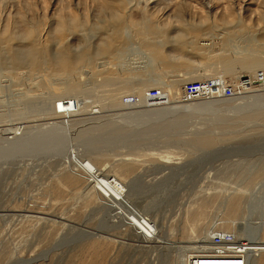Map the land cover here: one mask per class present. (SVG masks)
<instances>
[{
    "label": "rangeland",
    "instance_id": "obj_1",
    "mask_svg": "<svg viewBox=\"0 0 264 264\" xmlns=\"http://www.w3.org/2000/svg\"><path fill=\"white\" fill-rule=\"evenodd\" d=\"M114 30L126 37L122 52L104 44ZM250 38L261 46L257 55L247 49ZM61 39L70 53L104 52L66 71L48 58L18 67L7 59L9 49L27 53L35 45L47 53ZM143 40L163 45L159 57L150 58ZM245 56L264 62V0H0V264H184L195 255L189 243L199 251L210 232V240L228 233L253 241L259 216L264 241V117L243 119L237 111L252 96L262 95V105L264 87L253 84L230 100L180 97L191 82L219 78L231 86L264 69L247 71L238 64ZM155 87L170 102L192 106L163 118L133 115ZM126 94L139 103L123 106ZM92 109L98 114L86 116ZM72 112L71 131H60ZM19 125L26 126L20 137H35L7 150L8 131ZM72 148L125 184L133 205L162 219L163 235L182 244L135 248L128 229L116 228L117 218L67 163ZM255 261L264 264V252Z\"/></svg>",
    "mask_w": 264,
    "mask_h": 264
},
{
    "label": "bare ground",
    "instance_id": "obj_2",
    "mask_svg": "<svg viewBox=\"0 0 264 264\" xmlns=\"http://www.w3.org/2000/svg\"><path fill=\"white\" fill-rule=\"evenodd\" d=\"M114 21L116 22V20H114ZM113 24H115V23H113ZM65 28H66L65 23L60 24L61 31L65 30ZM152 30H153V32L155 34V37H157V39H159V34H160L159 31H157L155 29H152ZM115 31H117V30H114V32ZM121 33L120 32L111 33V36H112V34H114V35L111 38H109L108 40L104 41V44L107 47L108 46L110 47L111 45L115 46L116 48L119 47V49L121 50L123 47L126 46V42H122V41L126 40V37H125V35H122ZM144 34H145V32H144ZM146 34H148V32ZM127 37H129V36H127ZM231 39H229V40H231ZM63 40L65 41V39L58 40V42H56L55 45H54L53 51H51L50 48H49L47 53L44 52V51L37 50L35 48L36 47L35 45H33V48L30 49V51L27 52V53L19 52L18 49L13 50L14 48L13 49H9L6 52V54L8 56L7 59L9 60V63H11V65L13 67L14 66L18 67V66H23L24 64L32 66L33 64H37L38 62H41L44 58H48L50 60V63L55 64V66H58L63 71H66L68 66H71V65H74V64L78 65V64H81V63H85L86 61L88 63H91L90 62L91 60L97 58L100 53L104 52L103 50L100 51V49H98V48H97L98 50L95 51V52L94 51L90 52L91 50L89 51L87 48H82L81 50H79L77 52L70 53L69 52V48H67V45L65 44V42ZM146 41L147 40H143L142 42H143V45L147 49L149 48L151 50L150 53H151L152 57H150V58H153V55H156V57L157 56L159 57V54L156 52V50L159 49L160 46H163V45H161L158 42L157 43H149V44H147ZM232 41H234V40H231L229 42H232ZM225 42H226V40H225ZM247 42H250V46H252V47H249L247 49L253 50V51L255 49H261V46L257 45L255 43V40H253V38L252 39L251 38L248 39ZM245 44H247V43H245ZM102 48L105 49L104 47H102ZM234 51H236V50H234ZM121 52H122V50H121ZM253 53H255L257 55L258 51H254ZM258 55L260 56V53ZM261 55L263 56V54H261ZM147 56L145 55V58L149 57V56L148 57ZM245 59H246V56L241 58L240 60H238V61H240L238 64L242 63L243 67H245L247 69V71H250V70H252V71L254 70L255 71V69H256L255 67L261 66V63L264 64V62H262L263 60L257 59V60L249 61L250 59L247 57L246 61H244ZM234 62H237V61H234ZM234 62L228 63L226 65V66H228L227 67L228 69H226V70L231 69L233 67V63ZM231 64H232V66H231ZM248 69H250V70H248ZM218 79L217 78L213 79V80H211L212 82L209 80L211 82L209 88L216 87V86L218 87L219 86V89H220V87H225V85H226L225 82L222 84L219 81L220 79L219 80ZM237 79H239V78H237ZM148 82H150V81H148ZM207 82L208 81H201V82H194V83H197V84L200 85V87L204 88L205 86H208ZM108 83H110V82H108ZM192 83L193 82H191L189 84H192ZM143 84L144 83L139 84L140 85L139 89H141V87L144 86ZM253 84H257L258 87H261V86L264 87V69H261L258 72L255 71L254 75L252 77H249V76L248 77H244L243 79H239L236 82V84L235 83L232 84L234 95L232 97H228V98L234 99L236 97H240L241 95L243 96V94L246 93V91H249V90H251L253 88ZM111 85H112L111 83L109 85L106 84V87L107 86L110 87ZM184 87L182 88L183 91H184ZM151 89L156 90V91L159 92V94H158L159 100L153 99V100H156L154 105H147L149 107L145 106V107H143L144 108L143 110L139 109L140 111H138V112L135 111L133 113V115H136V116L137 115L138 116L139 115H141V116L145 115L147 117V119L152 118V117H157V116H161V118H163L164 116L162 117V115H164L167 112H171V114L172 113L176 114V113L182 112V111L186 112V109H189L190 108L189 106H192V105H188V104H185L183 106H181L180 104L176 105L178 102H170L168 94H163L161 89L156 88V87L155 88H151ZM108 91L111 92V88H108ZM113 91H115V90H113ZM116 91L119 92V89L116 90ZM181 93H182V91H181ZM213 93H214L213 89H210L208 97L209 96H214ZM217 93H218V90H217ZM219 93H220V90H219ZM261 96L262 95L252 96L253 98L249 99V101H248V102H250V100H252V102H250V103L247 102V104L245 103L244 105H247V108H245L244 110L239 108V104L237 105L238 107H236V108H239L237 111H239V112L241 111L240 115L242 116L243 119L246 118L248 120L249 119H254L255 120V118L256 117L258 118V116L264 117V110H263L264 109V103L262 105L260 104V102H261V100L263 98ZM263 96H264V94H263ZM132 97H133V101H131L130 103L123 104L121 102V104L123 106H130V107L133 106L134 107V105L138 104L140 100L142 101V104H144L145 100H146V102H148V100H149L148 98L146 99L145 97L143 98V100L142 99L139 100L138 97L133 95V94H126L124 97H122V100L124 98H132ZM180 97L182 98L183 96L181 95ZM116 99H118V97ZM217 99H215V100H217ZM112 100H115V99H112ZM197 100H199V99H197ZM224 100H226V99H224ZM186 101L189 102L188 100H186ZM190 101H192V100H190ZM199 101H205V100H199ZM257 101L258 102L260 101L259 104L255 103ZM63 104H64V102L62 103V107L65 108L67 104H65L64 106H63ZM57 106H58V108H57L58 113H64V111L60 109L59 104ZM159 106H164L165 109L159 110L157 108ZM136 107H138V106H136ZM193 107H194V105H193ZM150 108H156V109H150ZM205 108L206 107H203L201 104L200 105L197 104L196 108H194V109L201 110V111H208ZM259 108H260V111H259ZM83 110H81V111H83ZM257 111H259V112L254 114V112H257ZM73 112H76V111H73ZM73 112L70 114L71 116L69 115V116L63 117L64 120H62V122H60V125L58 127L60 129V131H63V132L71 131L70 129H71V127H73V124H74L71 121V117L73 115H77V114H75ZM250 113H252L253 115H250ZM94 114H98V111L96 109H94V110L92 109L89 114H86V116L88 115L89 117H91ZM244 114H246V115H244ZM150 116H152V117H150ZM110 117L107 118V119L111 120ZM114 117H117V116L115 115V116H113V118ZM142 119H145V118L143 117ZM108 122L109 121H107V124H108ZM105 124H106V121H105ZM25 127L19 125L18 127H14L12 129H9L10 132L8 131V135L10 137V141L6 142L7 150L11 151L14 147H16V146L18 147L20 144L17 143V142H21L22 143L25 140H27V138L35 137L33 135V133H31L30 131H28L24 137H20V135H21V133L23 131V128H25ZM44 137H45V134H44ZM241 140H244V139H241ZM34 141H37V140H34ZM41 142H42V140L39 139V143L38 144H40ZM66 155H67V163H69V165H72V168L74 169V171H76L75 169H78L82 173L81 177H83V179L87 180V187L85 189H89V191H91V193H94L95 194L94 196L96 198H98L99 202L102 203L104 208H106L109 211H111L112 215H114L117 218V221H116L117 222V226H116V228L117 227L123 228L122 230H124V231L126 229H128V231L131 233V237L133 239H135L136 244H137V245H135V248H139L141 250H144L145 248H151V246H154V247H158V246L162 247V246H164L165 248H171V247L175 246L176 244H178V245L180 244L178 242H171L170 240H168L166 238V236L163 235V230L165 229V227L163 226V223H161L162 219L160 221H158L157 219L154 220V218H153L154 215L150 216L148 214L149 212L147 213L143 209H138V208H136L133 205V203H132L133 201L132 202L130 201V196H129L130 195V191H129L128 187L125 186V184L118 182L116 179L115 180L112 179L111 175H104L103 171L97 169L88 160L82 158L81 155L78 154V152L75 151L73 148L70 149L66 153ZM111 216H108L109 217L108 220L111 219ZM147 219L151 220L153 225L151 223H149L147 221ZM255 220H256V222H253L252 228H253V230L256 233V238L253 241H248L247 239L246 240L240 239L239 241H235L233 239L232 235L228 234V233H220V234L212 235L211 236V240H210V239H207L208 236L211 234V232H210L208 235H206L204 237V239L202 241L200 240L201 242H203V246H205V247L202 246L201 248H199V251H195V250H197L196 245H194V243H189L190 245H189L188 248L195 252V255H193V257H196L198 254L203 253V252H207L208 254H214L215 252L219 253V251H221V252H223L225 254H228V255H239L242 258L244 257L245 262H246V260H248V261H250V264H256L255 258L258 257L259 253H263L264 252V241H261L259 238H257L258 237V233H259V229L263 225V222H262L263 218H262V216H259V218L255 219ZM238 231L245 232V230L243 229V227L241 225H239ZM97 234H95V235H97ZM200 241L199 242H195V244L201 243ZM191 245H192V247H191ZM208 245L210 247H207ZM219 245H223L222 248H219ZM211 246L213 248H211ZM233 246L235 247L234 251H232L233 250V248H232ZM130 247H131V245H130ZM177 247H179V246H177ZM182 248H183V246H182ZM182 248L180 247V250H182ZM228 255H227V257H229ZM192 258L188 256V258H186V260L183 259L184 260V264L189 262ZM228 260H235V258L231 257V258H228ZM245 262H244V264H245ZM18 263L19 264H26L27 261H22V262L20 261ZM213 263L214 264H225V261L217 259L215 262H212V263H209V264H213ZM229 263H234V262L229 261ZM246 264H247V262H246Z\"/></svg>",
    "mask_w": 264,
    "mask_h": 264
},
{
    "label": "built area",
    "instance_id": "obj_3",
    "mask_svg": "<svg viewBox=\"0 0 264 264\" xmlns=\"http://www.w3.org/2000/svg\"><path fill=\"white\" fill-rule=\"evenodd\" d=\"M211 81V80H210ZM208 81L207 82V85L208 86H205L204 88L203 87H200L199 84L197 83H192V84H186L185 87H184V91L182 90V93L181 95L183 96L181 98V101H190V100H205V101H212V100H215V99H231V98H228V97H232L234 95V92H233V86L231 85H225V87H220L219 89V86L216 88V87H212V88H209L211 82ZM210 89H213L214 93L213 95L214 96H209L208 97V94L210 92ZM217 90H218V93H217ZM219 90H220V93H219ZM158 94L159 92L156 91V90H153V89H150L149 91H147L145 93V98L149 99L148 102H146L145 100V104L147 105H154L156 100H153V99H157L159 100V97H158ZM131 101H133V97L132 98H124L122 100V103L123 104H126V103H130ZM146 105V106H147ZM149 107V106H147ZM220 244V243H219ZM223 245H219V248H222ZM222 250V249H221ZM228 254H225L221 251L218 252H215L214 254H208L207 252H203V253H200L198 254L196 257H193L189 263L190 264H209V263H212V262H215L217 259L218 260H222V261H225V264H244V258H242L241 256L239 255H228L229 257H227ZM235 258V260H228V258ZM229 261H232L234 263H229ZM214 264V263H213Z\"/></svg>",
    "mask_w": 264,
    "mask_h": 264
}]
</instances>
